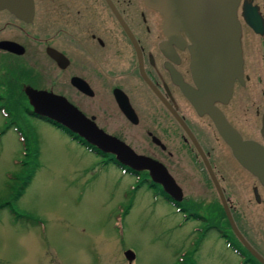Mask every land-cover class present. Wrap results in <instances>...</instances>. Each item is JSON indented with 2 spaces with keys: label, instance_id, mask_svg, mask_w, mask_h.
Wrapping results in <instances>:
<instances>
[{
  "label": "flooded vegetation",
  "instance_id": "1",
  "mask_svg": "<svg viewBox=\"0 0 264 264\" xmlns=\"http://www.w3.org/2000/svg\"><path fill=\"white\" fill-rule=\"evenodd\" d=\"M32 4L25 18L0 9V86L63 97L105 133L164 167L189 201L181 209L197 225L194 241L214 233L248 264H261L237 234L264 260V182L184 95L182 86L194 87L186 36H167L162 16L144 0ZM236 16L242 75L228 101L214 106L264 159V0H238ZM185 183L203 185L198 204L186 196Z\"/></svg>",
  "mask_w": 264,
  "mask_h": 264
},
{
  "label": "rangeland",
  "instance_id": "2",
  "mask_svg": "<svg viewBox=\"0 0 264 264\" xmlns=\"http://www.w3.org/2000/svg\"><path fill=\"white\" fill-rule=\"evenodd\" d=\"M0 87L15 103L16 86ZM7 123L0 111V206L12 203L20 218L0 208V264H241L214 233L196 246L197 225L144 185L132 191L134 176L102 166L61 130L23 112L19 123L30 132L38 167L14 201L25 159ZM184 186L198 204L203 185ZM126 251L135 255L130 263Z\"/></svg>",
  "mask_w": 264,
  "mask_h": 264
},
{
  "label": "water",
  "instance_id": "3",
  "mask_svg": "<svg viewBox=\"0 0 264 264\" xmlns=\"http://www.w3.org/2000/svg\"><path fill=\"white\" fill-rule=\"evenodd\" d=\"M147 6L163 18L167 36L189 41L190 72L194 87L182 86V91L199 115H208L218 134L231 148L242 164L264 182V159L255 148L242 142L226 122L214 103L227 102L233 83L242 75L240 27L236 16L238 0H144ZM0 9H6L20 18L32 14V0H0ZM32 112L76 134L89 145L135 172L147 171L152 182L161 185L174 201L180 202L182 191L163 166L137 155L119 139L105 133L63 97L45 90L24 86ZM236 233V232H235ZM237 234V233H236ZM248 251L261 263L256 254L237 234ZM131 262L135 255L124 253Z\"/></svg>",
  "mask_w": 264,
  "mask_h": 264
},
{
  "label": "trees",
  "instance_id": "4",
  "mask_svg": "<svg viewBox=\"0 0 264 264\" xmlns=\"http://www.w3.org/2000/svg\"><path fill=\"white\" fill-rule=\"evenodd\" d=\"M15 88L18 89V95H17L18 101L16 99L15 103H10L9 98H8V96H9L8 91L5 90L4 88L0 87V111L3 113V115L7 119V122H8L7 127L13 129L18 134L20 141H21V144H22L23 156L25 159V162H21V164H20V166H22V169H24V171H25V177L22 178V180L20 181V186L18 188L14 189V194L12 197L14 201L18 200L23 195L24 191L26 190V188L30 184V181H31V179L35 173V170L38 167L37 162H36L37 154L34 153L36 157H32V154H31V152H32L31 151L32 140L30 138V132H29V130H25V128L19 123V118H20L21 112H23L24 114H26L27 116H30L31 118L42 120L46 123H49V124L55 126L59 130H61L64 134H66L73 141L77 142L79 145L86 148L89 152L96 155L100 159V164L102 166L112 165V166L119 168L120 170H125V172L128 173L129 175L136 177L135 186L133 187L132 191L135 192L140 186L144 185L153 193L154 197H160V198L164 199L165 202H167L172 207L177 209V212L182 214L185 222L190 221V216H188L186 214V210L181 209L183 207V205L185 204V200H183L182 202L174 201L172 198H170L161 189V187L159 185L154 184L150 179H147L146 181L140 179L139 178L140 173L134 172L131 169H129L128 167L119 164L115 160L113 155L102 153L97 148L89 145L83 139L78 137L76 134L71 133L66 128H64V127H62V126H60L54 122H51V121L47 120L46 118H41V117L36 116L32 112V108L29 105L28 100H27L23 90L21 89V87L16 86ZM145 176L147 177V174ZM18 180H19V178L17 179V181ZM156 188H157V190H156ZM11 204L12 203L3 204L0 206V208H9V210L14 214L16 219L20 218V216L15 213V210L12 208ZM200 243H201V241L195 242L196 246H199ZM226 246L233 251V249L230 245L226 244ZM233 252L238 256V258L241 261V264H248V262L243 260V256L240 257L236 253V251H233ZM242 252L244 253L243 250H242ZM244 255H245V253H244ZM253 264H258V263L256 261H253Z\"/></svg>",
  "mask_w": 264,
  "mask_h": 264
}]
</instances>
